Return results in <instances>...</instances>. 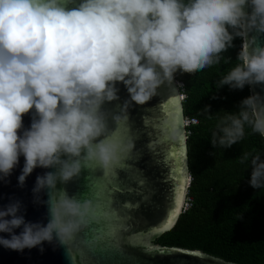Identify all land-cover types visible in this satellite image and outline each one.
Segmentation results:
<instances>
[{
    "label": "clouds",
    "instance_id": "9594fccd",
    "mask_svg": "<svg viewBox=\"0 0 264 264\" xmlns=\"http://www.w3.org/2000/svg\"><path fill=\"white\" fill-rule=\"evenodd\" d=\"M70 2L0 0V180L12 175L21 157L20 187L36 168L51 169L32 189L47 206V223L27 221L19 200L0 206V233L10 234L0 235V245L13 251L45 242L66 246L98 220L94 201L60 185L90 163L109 167L118 160L121 145L104 135V105L118 99V83L127 88L128 102L144 104L161 85H172L177 72L219 63L240 37L239 62L217 86H248L250 94L219 120L210 142L231 147L246 125L264 137V97L253 91L264 85V45L257 43L264 0H80L69 8ZM33 109L25 129L23 116ZM172 127L180 134L179 109ZM249 159V186L264 188V159L245 152L241 163Z\"/></svg>",
    "mask_w": 264,
    "mask_h": 264
},
{
    "label": "water",
    "instance_id": "95a60500",
    "mask_svg": "<svg viewBox=\"0 0 264 264\" xmlns=\"http://www.w3.org/2000/svg\"><path fill=\"white\" fill-rule=\"evenodd\" d=\"M79 3L80 0H72L67 6L74 8ZM257 43L264 45V34L257 35ZM179 82L175 74L172 85H161L157 94L144 104L128 102L127 88L123 83L117 84L118 99L104 105L107 114L104 135L121 145L118 160L109 167L90 163L71 182L60 185L78 199L94 201L99 208L98 220L79 231L66 246L45 242L42 246L19 252L0 245V264H95L96 260L101 264H239L202 250L155 242L172 230L185 212L191 183L187 117ZM253 91L264 97V85H256ZM177 109L182 121L180 134H174L172 127ZM33 112L34 109L23 116L25 129L31 126ZM22 167L23 157L12 175L0 180V206L19 200L21 214L27 221L47 223V206L37 201L32 189L36 177L51 169L36 168L20 187L17 178ZM138 180L144 181L143 187ZM181 180L183 195L179 211L175 212ZM39 196L42 200L47 199L46 193ZM105 204L109 210H105ZM170 213H174L171 225L162 227ZM103 217L126 218L131 225L119 236V251H92L100 245L101 230L95 226L101 224ZM15 231L19 233L21 229ZM0 235L7 237L10 234ZM160 249L165 251L162 253Z\"/></svg>",
    "mask_w": 264,
    "mask_h": 264
},
{
    "label": "trees",
    "instance_id": "16d2710c",
    "mask_svg": "<svg viewBox=\"0 0 264 264\" xmlns=\"http://www.w3.org/2000/svg\"><path fill=\"white\" fill-rule=\"evenodd\" d=\"M233 44L220 54L219 63L193 74L176 73L183 83L185 116L197 120L187 127L191 206L155 242L202 250L239 264H264V188L249 186L250 159L241 163L245 152L264 159V137L246 125L244 137L231 147H213L210 142L219 120L237 112L239 102L250 94L248 86H217L239 62L242 39L237 37ZM206 105L210 113L202 112Z\"/></svg>",
    "mask_w": 264,
    "mask_h": 264
},
{
    "label": "snow or ice",
    "instance_id": "6c2138e0",
    "mask_svg": "<svg viewBox=\"0 0 264 264\" xmlns=\"http://www.w3.org/2000/svg\"><path fill=\"white\" fill-rule=\"evenodd\" d=\"M182 144H183V141L181 139L180 145ZM173 175H175V173ZM137 183L141 187H143L144 181L138 180ZM179 183L181 186L177 189L175 212L179 211V202L183 195V187H182L183 181L181 180ZM125 206L131 207V205H125ZM105 210H109L106 204H105ZM172 215H174V213L169 214L168 220L162 225V227H168L171 225ZM117 216H119V214H117ZM130 226L131 225L128 223L126 218H120V219L113 220V219H109L108 217H103L101 224L95 226L97 229L101 230L100 245L98 248L93 249L92 251L99 252L102 249H114V250L119 251V243H118L119 236L125 229L129 228ZM159 251L163 253L165 250L160 249ZM95 264H101V262L99 260H96Z\"/></svg>",
    "mask_w": 264,
    "mask_h": 264
},
{
    "label": "built area",
    "instance_id": "2783aa9c",
    "mask_svg": "<svg viewBox=\"0 0 264 264\" xmlns=\"http://www.w3.org/2000/svg\"><path fill=\"white\" fill-rule=\"evenodd\" d=\"M179 85H180L181 88L183 87V83L179 82ZM184 98H185V95H183V99H184ZM196 122H197L196 119H189V118H186V125H187V127L190 126V125L193 124V123H196ZM190 201H191V200L188 198V199H187V202H186V204H185L184 211L188 210L189 207L191 206Z\"/></svg>",
    "mask_w": 264,
    "mask_h": 264
}]
</instances>
